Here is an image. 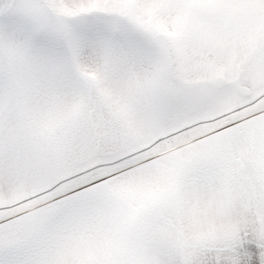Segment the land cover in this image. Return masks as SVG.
I'll return each mask as SVG.
<instances>
[{"label":"snow or ice","instance_id":"1","mask_svg":"<svg viewBox=\"0 0 264 264\" xmlns=\"http://www.w3.org/2000/svg\"><path fill=\"white\" fill-rule=\"evenodd\" d=\"M0 264H264V0H0Z\"/></svg>","mask_w":264,"mask_h":264}]
</instances>
